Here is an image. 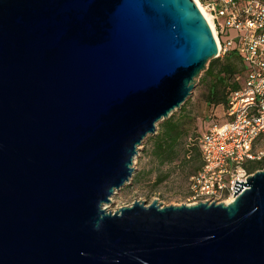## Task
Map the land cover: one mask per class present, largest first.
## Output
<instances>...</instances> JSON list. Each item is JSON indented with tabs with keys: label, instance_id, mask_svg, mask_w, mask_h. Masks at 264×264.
Returning <instances> with one entry per match:
<instances>
[{
	"label": "water",
	"instance_id": "95a60500",
	"mask_svg": "<svg viewBox=\"0 0 264 264\" xmlns=\"http://www.w3.org/2000/svg\"><path fill=\"white\" fill-rule=\"evenodd\" d=\"M217 53L193 0H0V264H264V169L105 209Z\"/></svg>",
	"mask_w": 264,
	"mask_h": 264
},
{
	"label": "built area",
	"instance_id": "2783aa9c",
	"mask_svg": "<svg viewBox=\"0 0 264 264\" xmlns=\"http://www.w3.org/2000/svg\"><path fill=\"white\" fill-rule=\"evenodd\" d=\"M193 1L209 19L217 57L234 50L247 70L241 88L228 98L224 122L196 139L202 166L188 183L190 205L228 204L233 200L234 183H245L251 175L244 163L264 159V149L254 150L256 141L264 136V3Z\"/></svg>",
	"mask_w": 264,
	"mask_h": 264
},
{
	"label": "trees",
	"instance_id": "16d2710c",
	"mask_svg": "<svg viewBox=\"0 0 264 264\" xmlns=\"http://www.w3.org/2000/svg\"><path fill=\"white\" fill-rule=\"evenodd\" d=\"M262 2L264 3V0ZM246 71L243 61L234 50L222 58L212 60L202 79V84L206 85L205 102L208 105L222 106L225 109L230 95L241 88ZM179 111L177 117L173 113L170 118L159 123L156 135L150 137L149 156L152 166L157 171L156 184L162 183L169 178L172 171L176 170L190 178L202 166L196 141L184 147L189 134L190 121L185 115L184 108ZM243 167L249 174H253L264 169V159L246 162ZM164 168L169 170L163 172ZM138 179H133L132 182L137 183Z\"/></svg>",
	"mask_w": 264,
	"mask_h": 264
},
{
	"label": "rangeland",
	"instance_id": "374dc122",
	"mask_svg": "<svg viewBox=\"0 0 264 264\" xmlns=\"http://www.w3.org/2000/svg\"><path fill=\"white\" fill-rule=\"evenodd\" d=\"M212 60L206 65V70ZM204 72L201 73L191 95L182 106L190 121L188 124L189 134L186 141L184 140V147L188 143L196 141L199 135L211 126L220 125L225 120L222 106L208 105L204 100L206 94V85L202 84ZM179 112V110L174 112L175 117L179 115ZM150 148L151 143L148 137L139 146L137 155L133 160L134 173L132 178L127 185L112 196L110 203L105 205L106 211L113 213L120 208L132 205L136 201L143 202L146 205L157 201L162 207L188 206L191 204L187 201L189 176L176 170L172 171L169 178L162 183L156 184L157 171L150 160ZM261 149H264V137H261L254 145V150ZM168 170V168L162 169L163 172ZM136 178L138 182L133 183L132 180Z\"/></svg>",
	"mask_w": 264,
	"mask_h": 264
},
{
	"label": "bare ground",
	"instance_id": "6f19581e",
	"mask_svg": "<svg viewBox=\"0 0 264 264\" xmlns=\"http://www.w3.org/2000/svg\"><path fill=\"white\" fill-rule=\"evenodd\" d=\"M200 11V10H199ZM206 18H207V20H208V23H209V25H210V22H209V19H208V17L206 16ZM210 28H211V31H213L212 30V27H211V25H210Z\"/></svg>",
	"mask_w": 264,
	"mask_h": 264
}]
</instances>
